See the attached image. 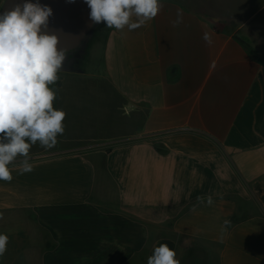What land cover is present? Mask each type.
<instances>
[{
    "label": "crops",
    "instance_id": "obj_1",
    "mask_svg": "<svg viewBox=\"0 0 264 264\" xmlns=\"http://www.w3.org/2000/svg\"><path fill=\"white\" fill-rule=\"evenodd\" d=\"M86 46L49 86L65 133L0 180V264H264V0H162Z\"/></svg>",
    "mask_w": 264,
    "mask_h": 264
},
{
    "label": "clouds",
    "instance_id": "obj_2",
    "mask_svg": "<svg viewBox=\"0 0 264 264\" xmlns=\"http://www.w3.org/2000/svg\"><path fill=\"white\" fill-rule=\"evenodd\" d=\"M90 8V19L104 23L107 28L129 31L140 28L155 18L162 8V0H85ZM52 9L25 0L12 10L0 13V180L13 179L10 165L23 157L22 173L33 171L30 149L38 142L51 149L63 135L66 113L53 106L57 91L50 88L59 80L58 72L66 58L65 50L58 49V37L47 34ZM135 17V21L132 17ZM177 13L173 26L182 23ZM203 39L211 42L206 32ZM212 197L207 203L212 204ZM0 219L3 215L0 214ZM9 243V236L0 233V257ZM177 253L167 244L153 247L147 264H180Z\"/></svg>",
    "mask_w": 264,
    "mask_h": 264
},
{
    "label": "water",
    "instance_id": "obj_3",
    "mask_svg": "<svg viewBox=\"0 0 264 264\" xmlns=\"http://www.w3.org/2000/svg\"><path fill=\"white\" fill-rule=\"evenodd\" d=\"M25 0H4L0 13L12 10L16 5H23ZM36 3L37 0H31ZM41 5L52 9L47 27L42 29L47 34L58 37V49L65 50L66 58L62 69L58 73L76 71L73 59L80 58V51L91 37L94 29L99 24L90 19V8L85 0H39Z\"/></svg>",
    "mask_w": 264,
    "mask_h": 264
},
{
    "label": "rangeland",
    "instance_id": "obj_4",
    "mask_svg": "<svg viewBox=\"0 0 264 264\" xmlns=\"http://www.w3.org/2000/svg\"><path fill=\"white\" fill-rule=\"evenodd\" d=\"M4 0H2V2H3ZM100 25V24H99ZM98 25V26H99ZM95 28H97V26L95 27ZM95 30V29H94ZM94 32V31H93ZM90 39V38H89ZM88 44V41H87V43L85 44V46H84V48H83V50H82V54H81V56L84 54V52H85V50H86V45ZM80 61H81V59L78 61V63L76 64V66H74V68L76 69V70H78L79 68H81L82 66H80ZM58 76H59V79H60V77H62V73H58ZM84 81H90L88 78H86V79H84ZM103 107V106H102ZM102 110H104V109H102ZM102 112V111H101ZM104 122V121H103ZM103 122H102V124H103ZM107 123H108V121H107ZM101 133H104L105 131H100ZM65 133V132H64ZM91 133V134H90ZM100 133V134H101ZM66 135L68 136V137H73L72 135L73 134H71V132H68V133H66ZM83 135V139H89V140H86V143L87 144H90V145H93V144H97V143H99V142H101L100 140L98 141V139H101V136H104V134H101L100 136L98 135V136H94V135H96V134H94L92 131H89V130H86V131H84V134H82ZM64 136H65V134H64ZM77 138H81V137H77ZM92 139H96V141L97 142H92ZM40 149H42V147H40V145H39V142L37 143V145H35V146H33L31 149H30V152H32V151H35V150H40ZM260 191V193H264V192H262L261 190H259ZM260 200L262 201V203H264V196H262L261 198H260Z\"/></svg>",
    "mask_w": 264,
    "mask_h": 264
},
{
    "label": "flooded vegetation",
    "instance_id": "obj_5",
    "mask_svg": "<svg viewBox=\"0 0 264 264\" xmlns=\"http://www.w3.org/2000/svg\"><path fill=\"white\" fill-rule=\"evenodd\" d=\"M82 50L83 49H81V51H80V58H81ZM80 58L79 59H76V58L73 59V61H72L73 62V67L76 66V64L78 63V61L80 60Z\"/></svg>",
    "mask_w": 264,
    "mask_h": 264
}]
</instances>
